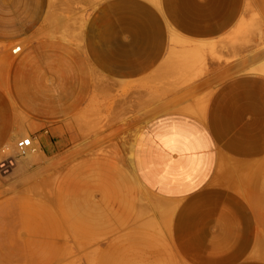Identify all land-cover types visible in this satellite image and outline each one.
<instances>
[{
	"label": "rangeland",
	"instance_id": "1",
	"mask_svg": "<svg viewBox=\"0 0 264 264\" xmlns=\"http://www.w3.org/2000/svg\"><path fill=\"white\" fill-rule=\"evenodd\" d=\"M149 15L161 37L154 64L134 78L101 68L93 57L99 41L91 36L98 22L107 21L101 31L111 41L116 25L118 43L107 49L117 47L119 57L134 62L132 25ZM254 23L262 25L253 31L258 39H243ZM147 25L143 34L158 39L156 28ZM263 33L264 0H48L34 32L15 44L0 43V264H190L174 234L179 203L139 178L138 143L148 123L165 116L180 114L207 125L218 96L238 107L244 78L257 79L251 80L252 92L264 94ZM183 45L194 52V68L185 76L162 72L163 59ZM32 46L38 49V80L53 92L43 91L54 100L43 102L54 103L58 116H38L41 106L20 98L33 96L17 92L12 66L19 51ZM138 46V56L147 52L145 42ZM33 71L26 69L27 82ZM68 72L73 80H65ZM251 118L242 112L233 125L245 128ZM40 120L50 126L37 129ZM45 130L56 145L49 153L35 138ZM26 135L42 155L18 163L8 145L13 139L16 148ZM141 164L137 158L136 166ZM258 170L222 160L214 183L249 198ZM262 240L251 264H264Z\"/></svg>",
	"mask_w": 264,
	"mask_h": 264
},
{
	"label": "crops",
	"instance_id": "2",
	"mask_svg": "<svg viewBox=\"0 0 264 264\" xmlns=\"http://www.w3.org/2000/svg\"><path fill=\"white\" fill-rule=\"evenodd\" d=\"M47 9L48 0H0V43L10 45L26 38L41 24ZM102 21L104 23L98 22L99 30L91 35L95 42L99 41V49L93 52V57L101 68L126 71L134 78L140 68L147 69L154 64V49L159 50L161 43L154 18L149 15L146 22L132 25L131 43L136 45L131 51L136 53L134 62L119 57L117 47L107 49L108 45H117L118 32L116 25L110 28V33L116 34L114 41L103 36L101 30L107 21L104 18ZM149 23L156 28L158 39L153 34H143L142 27ZM140 42L148 46L142 56H138L137 50ZM37 51V46H32L16 55L12 67L18 75L14 83L19 94L33 96H20L21 99L41 106L38 116H58L59 110L54 103H49L51 107H48L43 102L54 100L43 97V91L47 93L48 90L40 81L41 77L39 80L37 77ZM27 68L34 69L30 82H27ZM243 80L244 91L239 95L242 102L238 107L227 104L226 99L218 96L217 103L209 109L207 125L180 114L165 116L148 123L138 143L135 169L139 178L146 181L147 188L155 194L179 203L174 234L179 252L190 264H251L249 258L255 246L263 243L264 94L252 92L251 80L257 79ZM57 90L58 87L54 92ZM42 106H45L44 110ZM242 112L252 114V118L245 128L238 129L233 125L234 117ZM50 122L40 120L36 128H47ZM35 138L43 153L52 152L56 147L47 130ZM137 158H142L144 164L137 167ZM222 160L259 165L258 172L253 174L254 195L247 198L231 188L215 185L217 168ZM246 187L244 182L243 188Z\"/></svg>",
	"mask_w": 264,
	"mask_h": 264
},
{
	"label": "bare ground",
	"instance_id": "3",
	"mask_svg": "<svg viewBox=\"0 0 264 264\" xmlns=\"http://www.w3.org/2000/svg\"><path fill=\"white\" fill-rule=\"evenodd\" d=\"M151 1V0H150ZM156 3H158V1H156ZM158 5V4H157ZM51 7V6H50ZM261 23V22H260ZM258 23H254V25H252L251 27H249L248 28V30H246V31H244L243 32V34L241 35L242 36V38L243 39H250L252 36L253 37H257V39H258V36H260V35H256V36H254L256 33L254 32V35H253V31L256 29V32L257 31H260L262 28V23L261 24H258ZM261 28V29H259V27ZM258 29V30H257ZM263 30V29H262ZM261 30V31H262ZM264 34V33H263ZM248 35H250V38H248ZM252 37V38H253ZM251 38V39H252ZM250 39V40H251ZM170 44H173V43H170ZM175 44V43H174ZM176 46V45H175ZM174 49V48H173ZM180 50H178L177 52H176V54H174L173 55V58H172V53H170L169 54V56L166 58H164V59H166V60H164L163 59V61H164V63H162V65L164 64V66L162 67V65H160V68L162 67V72H165V69H166V72H165V74H167V72L168 73H171L170 75H173V76H175V75H182V76H185L186 74H187V72L185 71L187 68L188 69H193L194 68V66H192L194 63H192V62H194L193 61V55H194V52L191 50V49H189V48H187V47H185V45H183V46H181V48H179ZM173 51V50H172ZM171 55V56H170ZM172 58V61L170 60ZM168 59V60H167ZM162 61V62H163ZM167 61V62H166ZM168 62H170V63H168ZM168 65V67H166L167 65ZM171 64V65H170ZM64 67V66H63ZM68 67V66H67ZM170 67V68H169ZM69 68V67H68ZM159 68V67H158ZM160 68L158 69V70H160ZM163 68H165V69H163ZM196 68V67H195ZM170 69V70H169ZM160 70V71H161ZM168 70V71H167ZM195 72V71H194ZM70 73H72V72H68L66 75H67V77H65L66 79L65 80H71L72 78L70 77L71 76V74ZM75 74V73H74ZM78 74V73H77ZM150 74V73H149ZM65 75V76H66ZM79 77H81V76H79ZM74 79V78H73ZM78 80H80L79 78H78ZM26 87V86H25ZM55 89H57V88H55ZM54 91V90H53ZM50 93H52V92H50ZM26 107V106H25ZM23 130V129H22ZM23 132V131H22ZM19 133H20V131H19ZM24 133V132H23ZM22 133V134H23ZM27 134V133H26ZM28 135H26V136H24V137H27ZM11 139V138H10ZM13 139H11V141L10 142H12L13 144H14V142L12 141ZM18 141V140H17ZM12 143H10L9 145H8V147L9 148H11V151H13L14 152V156L16 157V160H17V162L18 163H27V162H29V161H32V160H34V159H38L41 155H42V152H41V150L39 149V147H38V144L36 143V142H31L30 143V146L29 147H27V148H25V149H23V150H20V149H18L17 148V146H16V148L14 147V145L12 144ZM17 142H15V144H16ZM6 145V144H5ZM165 203V202H164ZM165 205V204H164ZM171 206V205H170ZM170 210V209H169ZM167 216V215H166ZM116 222V221H115Z\"/></svg>",
	"mask_w": 264,
	"mask_h": 264
},
{
	"label": "built area",
	"instance_id": "4",
	"mask_svg": "<svg viewBox=\"0 0 264 264\" xmlns=\"http://www.w3.org/2000/svg\"><path fill=\"white\" fill-rule=\"evenodd\" d=\"M31 142H32L31 137L22 138L16 143V146L18 149L23 150V149L29 147Z\"/></svg>",
	"mask_w": 264,
	"mask_h": 264
}]
</instances>
